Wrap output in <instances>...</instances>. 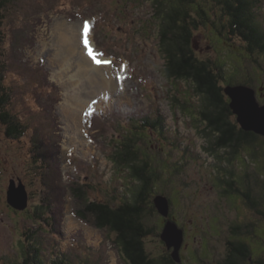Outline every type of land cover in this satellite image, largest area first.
<instances>
[{
    "label": "rangeland",
    "instance_id": "rangeland-1",
    "mask_svg": "<svg viewBox=\"0 0 264 264\" xmlns=\"http://www.w3.org/2000/svg\"><path fill=\"white\" fill-rule=\"evenodd\" d=\"M163 1L165 7L177 3ZM254 1L255 15L264 27V0ZM191 6L195 18H201L197 10L202 8L221 26L223 12L214 0H195ZM154 12L153 0H11L5 9L4 30L7 84L20 96L13 108L29 126L40 124L50 138L63 184H69L72 176L85 184L94 198L113 205L131 198L128 193L136 186L109 156L119 137L138 129L135 123L139 121L128 118L148 115L153 120L160 109L165 116L166 135L159 136V129H139L137 137L144 157L150 160L157 175L146 214L147 223L154 228L144 240L150 255L162 259L170 250L160 236L165 217L152 208L157 195L166 194L172 203L171 215L186 235V247L181 250L182 261L178 264L223 261L236 224L245 225L243 233L250 230L243 238L251 245L253 259L264 264V213L249 206L237 193L229 195V183L219 184V170L215 167L220 163L228 167L233 176L227 169L221 175L226 180L241 179L238 186L250 188L258 198L264 185V143L256 142L253 149L243 147L241 154L228 164L222 160L232 156L229 149L218 152L220 157L205 151L206 146L215 145L214 135L210 130L205 132L206 123L196 110L197 98H190L189 110L193 108L194 117L176 105L177 99L188 100L193 95V85L167 76V60L159 47L160 32ZM63 23L76 29L78 35L87 31L84 37L95 44V57L99 58V65L107 67L104 73L114 78L115 87L105 90L100 83L87 80L86 75H78L76 67L64 72L62 63L52 62L55 53L62 49L56 27ZM193 33L194 51L200 58L224 62L228 81L248 82L264 102V52L249 53L239 38L227 39V31L225 36L218 35L210 21ZM78 59L74 57L72 61ZM70 75H76L78 82L81 78L82 84L73 87ZM67 97L68 105L79 109L81 102L90 101L79 110L81 115L76 122L66 112ZM94 115L100 116L99 120L94 119L95 129L91 127ZM74 122L79 123L78 133L71 129ZM29 128L28 136L14 140L7 138L0 123V264L22 259L25 232L41 222L34 220V207L47 194L40 181L41 169L31 153L35 146L29 135L34 131ZM80 140L85 142L83 146ZM250 150L256 151L258 161ZM12 179L17 183L22 180L30 193L25 210H17L7 201ZM65 201L63 236L45 229L37 235L46 258L65 252L76 264H130L113 243V233L107 234L74 214L75 202L68 191ZM242 264L255 263L247 259Z\"/></svg>",
    "mask_w": 264,
    "mask_h": 264
},
{
    "label": "trees",
    "instance_id": "trees-1",
    "mask_svg": "<svg viewBox=\"0 0 264 264\" xmlns=\"http://www.w3.org/2000/svg\"><path fill=\"white\" fill-rule=\"evenodd\" d=\"M175 1H177L176 4L165 7L166 4L163 0H153L154 18L158 22L157 27L160 32L159 47L167 60L165 72L171 79L183 80L193 85V95H189L188 100L187 98L177 99L176 105L177 107L180 105L194 117L193 108L192 111L189 110L192 107L190 98H197L199 109L196 108V110H198L201 120L206 123L205 132L210 130L214 135L212 142L215 145L206 146L205 151L220 157L218 152L229 149V153H232L233 157H224L222 161L225 160L226 164L231 163L233 158H237L241 154L240 151L243 147L253 149L251 146L255 147L256 142L260 140L263 141V144L264 136L254 131H247L241 126L231 107V98L225 92V87L228 84H248V82H235L233 77L229 79L233 82H230L225 74L224 62L219 60L218 63H212L200 58L194 51L193 31L210 21L218 30V35L225 36L224 31H227L226 38L229 40L232 37L239 38L246 45L249 53L264 52V27L259 23L254 12L256 2L254 0H214L223 12L219 27L218 23L212 20L202 8L197 10L201 15L200 19L193 16L190 7H193L191 5L195 0ZM10 2L11 0H0V123L4 127L7 138L14 140L28 136L29 127L33 129L34 133L29 135L35 146L31 153L33 160L41 169L40 181L49 195H44L41 202L34 207L36 216H34V220H41V222L37 227L29 228L28 232H25L22 259L13 264H76L71 262L72 259L65 252L50 254V257L46 258L43 242L37 236L42 229H45L47 233L63 236L62 221L67 191L70 192L75 202L74 214L83 222L96 226L106 231L107 234L113 233V243L122 250L130 264H178L179 262H176L172 257L171 250H168L162 259L151 256L144 241L145 237L154 232V228L146 221V214L148 198L153 191L157 175L150 160L144 157V151L137 138L139 137L138 131L139 129H152V131L159 129V136L166 135L165 116L158 109L153 120L148 115L128 118L133 122L139 121L137 123L140 124L135 123V127L138 129L136 131L128 130L131 134L119 137L115 151L109 156L110 158L108 157L116 168L124 173L127 172L126 176L136 186L132 192L128 193V196L131 194V198L126 197L118 205H113L110 202L94 198L86 185H82L78 179L72 176H70L72 179L69 178V184H63L60 180L62 171H59L57 166L56 150L53 146L50 148V138L44 134L40 124L29 126L13 108L15 100L17 101L20 96L15 89L7 84V54L5 53L7 31L4 30V27L5 9ZM224 18L225 20H223ZM225 82L227 83L225 84ZM91 118H93L91 127L95 129V123L100 116L94 115ZM249 152L253 159L258 161L256 151L250 150ZM215 167L219 170V184L224 181L229 183V188L226 189L229 195L237 193L245 196L247 192L241 187L245 188L238 186L239 180L242 184L241 179L226 180L221 175L222 171L227 169V173L232 177L234 174L232 170L221 163ZM247 189L249 188L247 187ZM260 189L264 192V185ZM159 195L168 197L166 194L157 196ZM169 200L171 201V199ZM152 202V208L158 210L156 201ZM251 205L252 203H250ZM170 218L174 219L171 217V211ZM166 220L165 217V223ZM251 254L250 244L247 241H242L234 246L232 254L220 264H242V261L249 259ZM256 262L257 260H252V263L256 264ZM257 263L262 264L259 261Z\"/></svg>",
    "mask_w": 264,
    "mask_h": 264
},
{
    "label": "water",
    "instance_id": "water-1",
    "mask_svg": "<svg viewBox=\"0 0 264 264\" xmlns=\"http://www.w3.org/2000/svg\"><path fill=\"white\" fill-rule=\"evenodd\" d=\"M225 92L231 98V107L237 120L247 131H254L264 136V102L257 95V89L245 84H228ZM30 193L25 183L12 179L7 191L8 203L17 210H25L29 206ZM158 210L167 220L161 237L165 241L176 262L181 263V249L185 243V230L179 223L170 218L171 202L168 197L159 195L155 199Z\"/></svg>",
    "mask_w": 264,
    "mask_h": 264
},
{
    "label": "bare ground",
    "instance_id": "bare-ground-1",
    "mask_svg": "<svg viewBox=\"0 0 264 264\" xmlns=\"http://www.w3.org/2000/svg\"><path fill=\"white\" fill-rule=\"evenodd\" d=\"M56 28L61 41L60 43L62 49H60L61 50L60 52L55 53L56 55L53 57L52 62H56V64L62 63V65L64 66L63 68L64 72L71 70L72 67H76L78 71V75H83V76L86 75L87 80L90 79L92 80L93 83H97V82L100 83L103 89L105 90H109L110 88L115 87L114 78H109L108 75L104 73L107 67L103 66V64L99 65V63H96L92 58L97 53L95 44L88 39L89 47L86 48L84 45V38H85L84 35L82 33H80L79 35L76 34V29L71 28L69 25L65 23H63V26L59 25ZM89 48H91V51L89 50ZM89 52L92 53L91 56L89 55ZM74 57L80 58L78 59V62L75 60L72 61ZM96 60L99 61V58L96 57ZM75 76L76 75L69 76L70 84L73 85V87L74 86L79 87L78 86L79 83L82 84L81 78H79L80 82H78V78ZM68 101L69 99L67 97L66 101L64 102V104H66L67 106L66 112H68V115L72 116L76 122L78 118L80 119L79 116L81 115V112L79 114V110L84 108L86 104L88 105L90 101H87L88 103L86 101L81 102V104L79 105L80 109L73 107L70 104L68 105L69 103ZM77 124L79 123H75L71 126V129L75 133H78ZM75 138H77L76 134H75ZM78 142H81L82 146L85 143L83 142V140H80Z\"/></svg>",
    "mask_w": 264,
    "mask_h": 264
},
{
    "label": "flooded vegetation",
    "instance_id": "flooded-vegetation-1",
    "mask_svg": "<svg viewBox=\"0 0 264 264\" xmlns=\"http://www.w3.org/2000/svg\"><path fill=\"white\" fill-rule=\"evenodd\" d=\"M260 93H263V89L262 90H260ZM239 184H240V180H239ZM241 189L242 190H244L245 192H247L246 194H245V196L244 195H239V198H243L244 200H245V202L250 206V203H252V207L254 208V209H257V210H259L262 214L264 213V209L262 208L263 207V202H264V192L263 191H260V197L258 196V198L257 197H255V195L253 194V192L252 191H250V188L249 189H243L242 187H241ZM244 191H243V193H244ZM253 191H254V193H256V190L255 189H253ZM238 198V199H239ZM254 205V206H253ZM171 217H172V215H171ZM251 226V225H250ZM234 228H233V232H232V234H231V238H229L228 239V245H226V247H227V251H226V255H225V258H224V260L225 259H227L228 258V256H230L231 254H232V252H233V249H234V246L237 244V243H239V242H246V240H244V238H243V236L244 235H246V234H248V233H246V232H244L243 233V227H245V225H240V224H236V225H234L233 226ZM249 227V226H248ZM252 227V226H251ZM247 229H249V228H247ZM238 231V232H237ZM249 231V230H248ZM186 236V235H185ZM248 242V241H247ZM249 243V242H248ZM250 244V243H249ZM186 247V243H184V245L182 246V248H185ZM250 248H251V245H250ZM208 249H209V252H210V245H208ZM252 249V248H251ZM182 250V249H181ZM249 259L251 260V262H252V260H253V254H251L250 255V257H249ZM223 260V261H224ZM220 262H222V261H219V262H217L216 264H220Z\"/></svg>",
    "mask_w": 264,
    "mask_h": 264
},
{
    "label": "snow or ice",
    "instance_id": "snow-or-ice-1",
    "mask_svg": "<svg viewBox=\"0 0 264 264\" xmlns=\"http://www.w3.org/2000/svg\"><path fill=\"white\" fill-rule=\"evenodd\" d=\"M84 35H85V37H87V31H86V30H85ZM84 45H85L86 48L89 47V42H88V40H87L86 38L84 39ZM89 55L91 56L92 53L89 52ZM92 58H93V60H94L96 63H100V61L96 60V57H95V56H93Z\"/></svg>",
    "mask_w": 264,
    "mask_h": 264
}]
</instances>
